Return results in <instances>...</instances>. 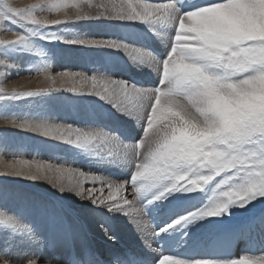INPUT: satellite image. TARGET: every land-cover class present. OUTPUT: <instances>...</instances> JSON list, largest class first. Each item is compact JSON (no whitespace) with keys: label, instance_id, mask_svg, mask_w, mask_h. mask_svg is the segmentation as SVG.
I'll list each match as a JSON object with an SVG mask.
<instances>
[{"label":"rangeland","instance_id":"rangeland-1","mask_svg":"<svg viewBox=\"0 0 264 264\" xmlns=\"http://www.w3.org/2000/svg\"><path fill=\"white\" fill-rule=\"evenodd\" d=\"M39 2L13 0L10 5L0 0V210L19 224L0 228V264H88L92 257L106 263L104 258L113 261L112 253L118 255L117 263L126 257L155 264L168 256L162 251L163 236L178 225L168 226L197 210L204 213L217 200V205H226L220 215L252 219V232L264 236V196L256 195L241 207L240 201L227 202L224 194L244 185L249 172L255 175L264 167L259 159L264 153V27L253 29L259 38L251 39L244 37L243 26L252 15L264 19V0H221L201 9L182 25L181 31L191 35L181 38L184 43L176 42L175 50L178 24L173 19L194 10L193 5L214 0H136L175 4L169 19L148 23L101 16L84 4L86 15L76 18L72 4L82 0ZM33 16L64 22L34 25L29 20ZM15 36L23 39L10 42ZM91 40L123 44L133 52L82 43ZM181 49L187 55L178 54ZM63 72L123 82L143 95L116 104L85 90H91L90 83L73 92L68 89L71 78L59 77ZM40 120L62 131L50 137L14 126H33ZM69 129L73 138L79 132L105 139L78 147L66 142ZM148 142L154 147L145 163ZM134 161L148 178L171 182L173 189L188 184L195 189L166 192L159 199L149 193L137 200L131 179ZM22 162L50 165L64 174L56 181L43 175L33 180L2 174ZM169 162L195 165L198 173L207 175L174 172ZM72 173L84 190L97 189V197H108L107 184L125 188L116 200L95 203L68 186ZM102 187L104 191H98ZM184 201L185 211L162 221L169 207ZM262 255L264 250L244 251L234 260ZM232 260L198 258L188 264Z\"/></svg>","mask_w":264,"mask_h":264},{"label":"snow or ice","instance_id":"snow-or-ice-1","mask_svg":"<svg viewBox=\"0 0 264 264\" xmlns=\"http://www.w3.org/2000/svg\"><path fill=\"white\" fill-rule=\"evenodd\" d=\"M44 2V0H41L40 3ZM221 2V0H214V2L208 3L207 5H193L192 7L194 10L187 11V12H200L201 9H206L211 6L213 3ZM81 4L87 5L88 9H95V12L98 15L101 16H108V17H114L119 20H126V21H139L148 23L150 21L159 20V19H169L170 13L175 8V4L172 2L167 3H150V2H136V0H119V3L116 2V0H109L108 3H100L98 5H94L91 0H82V3H73L72 8L77 9V15L76 18H80L81 15H86L84 9L81 7ZM185 12V13H187ZM184 13V14H185ZM183 14V15H184ZM182 15H177L173 22L178 24V27H182V25L179 24V17ZM29 20L34 25L44 24L46 22L42 21L39 18H36L35 16L29 17ZM64 21L56 20L53 23H61ZM16 38L14 40H10V42H15L18 40L23 39V37L15 36ZM4 41H0V43H3ZM82 43L90 44V45H97L102 44L108 47L117 48V49H123L126 53L132 54L133 50L129 49L127 46L123 44H117L113 42H105V41H84ZM174 44H176V41L174 39ZM172 51V49H171ZM59 77L61 79L71 78V84L68 87L69 90L73 92H77L79 88L85 87L90 83L91 90H88L85 87V90H87L90 94H96L100 96L102 99H106L109 101H113L116 104H119L121 99L130 100L132 97H137L143 95V93H140L138 90L134 88H130L128 85H126L123 82H117V81H110V80H104L99 79L96 77H86L79 74H71L68 72H63L59 74ZM53 83H56V78H51ZM0 92H3L0 90ZM13 95H19V96H32L36 95L38 93L35 92H27V93H19V92H13ZM15 127L25 129L28 131H40L41 129L38 126H32L27 123H20V124H14ZM56 131H62L57 129H50L48 131L43 132L45 135H53ZM99 137L104 140L105 137L102 134H98ZM80 137L84 140H94L96 139V136H93L88 133H80ZM60 138V137H57ZM260 163L264 164V153H261V156L259 157ZM9 170L2 173V174H10V175H16V176H23L26 178H31L33 180L39 178L40 176H50L52 180L56 181L57 176L63 177L64 170L58 169V168H52L50 165H42L37 164L33 165L32 163L28 162H22L20 166H17L16 164H13L11 166H8ZM69 171V170H68ZM73 174V173H72ZM77 174H73L72 178L68 180V186L71 187L73 190L76 191L77 195H83L85 197L91 198L95 203H97V199L100 200V203H105V200H116V196L124 191L125 185L124 184H107L109 194L108 197H97L95 193L97 192V189L93 190V188L84 190L82 187V183L76 179ZM80 176H83V174H78ZM85 180H91V181H97L100 180L99 177L95 176H83ZM73 181H75L73 183ZM60 183H63V180L61 179ZM98 191L103 192V187L100 188ZM136 199L139 200L140 195L137 193ZM121 200L124 201L127 204H134L133 201H128L126 197H121ZM226 210V205H220L216 208V210L213 211H207L203 215L204 216H218L221 214V212H224ZM139 211L143 212V209H139ZM193 217L185 216L181 219H178L175 221L174 224L169 225L168 228H174L177 225H180L182 223H187L190 221ZM195 218H203V216L196 215ZM0 223L9 224L12 226H16V222L12 217L6 216L3 212H0ZM168 228L164 229L163 231H167ZM3 264H10L9 261L5 260ZM29 264H36L35 261H30ZM159 264H188V262L170 257V256H164L159 260ZM197 264H209V262H197ZM231 264H264V255L259 257H244L242 259L233 260L231 261Z\"/></svg>","mask_w":264,"mask_h":264},{"label":"bare ground","instance_id":"bare-ground-1","mask_svg":"<svg viewBox=\"0 0 264 264\" xmlns=\"http://www.w3.org/2000/svg\"><path fill=\"white\" fill-rule=\"evenodd\" d=\"M243 26L247 29L246 30L247 33H245L244 37H248V38H251V39H258L259 36H258L257 32H254L253 29L259 28V30H260L262 27H264V19L263 18L262 19H259V17L255 16V15H252L249 18L247 17V20H246V22H244ZM262 38H264V37L262 36ZM27 50H28L27 51L28 53L31 52V51H33L32 48H27ZM25 51H26V49H25ZM33 53H36V52L34 51ZM35 59H36V57H35ZM20 71L21 70L19 69L16 72L17 73H20ZM17 73L15 75H17ZM57 74H59V73H57ZM33 126H38L41 129L39 131L41 134H43V132H45V131H48V130L52 129L50 126L54 127V125L51 124L49 121L47 122V120L46 121L45 120L44 121L43 120L34 121ZM36 133H38V131ZM49 136L51 137L53 135H49ZM162 146H164V145H162ZM12 153L14 154V152L11 151L10 154H12ZM216 153L217 152H215V154ZM152 159H154V158L152 157ZM224 182H226V181H224ZM217 201H215V203L212 205V207H210L208 209H205L204 213L207 212V211H210V210H212L214 208H216V206H219V205H217ZM187 205H188L187 201H184L183 203L182 202H180L179 204L176 203V205H173L172 207H169L167 209V212L164 213V217L162 218V221L168 222L169 218L181 214L183 211L186 210ZM2 211L0 210V212H2ZM204 213L203 212H200L199 210H197L191 216H189L190 215L189 214L188 215L189 217H193L190 221H188L187 223H183L181 225H178L175 229H172L168 233H166L163 236V238H164V240H163L164 246L162 248V251H164V253H170L171 251L177 252V251L182 250V249H184V248H186L188 246H193V245L194 246H200L201 250L204 251L205 248L210 245V243L213 241V239L215 237H217L218 235H220V234H229L230 236H235L236 235L238 237V248H237V252H236L235 257L238 256V255H240V253H242L244 251H249V252L253 253V252H256V251L264 250V241H263L264 240V236L262 234L257 233V232H252V230L255 231L254 229L251 228V227H254V225H255V222L252 219L251 220L250 219H247V220H237V219L236 220H233V219H230V218L226 217V216H228L227 214H225V215H218V216H204L203 215ZM4 214L6 216H9L10 217V215H7L6 213H4ZM196 215L203 216V218L202 219L201 218H195ZM16 220H18V219H16ZM16 220H15L16 226L17 225L19 226L18 221H16ZM204 221H207V223L205 225H203V222ZM21 223H20V226H21ZM210 223H211V225L209 226ZM13 227H15V226H12V225H9V224H5V223H0V228H2V229L3 228L4 229L5 228L6 229L7 228H13ZM21 229H23V228H21ZM21 229H19V230H21ZM195 229H197V230L195 231ZM17 231H18V229L16 230V232ZM1 233L2 232H0V235H1ZM181 233H182V235H181ZM15 236H17V235H15ZM2 238H4V236ZM1 240H3V239H1ZM173 241L176 244L171 249V251L168 252L169 245ZM155 250L156 249H152V252H154ZM210 253H211V251L210 252H207V253L202 252L201 253V256L198 257V258L205 259V260H211L210 259ZM117 257H118V255L112 253L113 261L104 258V260L106 261V263H103L101 261L96 260L95 257H92V259L87 260V263L88 264H142V263H145V260L144 259H134V258H132L131 260L130 259L126 260L127 259L126 257H122L123 259H121L120 262L117 263V261H119V259H117ZM232 259H234V258H232ZM121 261H123V262H121ZM77 262H78V264H84L85 263V260H82V261L77 260Z\"/></svg>","mask_w":264,"mask_h":264},{"label":"clouds","instance_id":"clouds-1","mask_svg":"<svg viewBox=\"0 0 264 264\" xmlns=\"http://www.w3.org/2000/svg\"><path fill=\"white\" fill-rule=\"evenodd\" d=\"M9 4L11 5L13 0H8ZM41 2V0H40ZM39 2V3H40ZM201 11V10H200ZM196 14V12H187L184 15L179 17V24L185 25L188 24L189 18ZM42 21L46 23H53L54 21H51L47 19L46 17L41 19ZM56 21V20H55ZM191 35V33L183 32L181 31V27H177L176 29V35L174 37L176 42L184 43V41L181 39L184 36ZM173 50L176 49V44H173L172 47ZM173 52L171 51L168 56H171ZM181 55H187L183 52V50H179V53ZM168 58V57H167ZM167 60V59H166ZM189 91H194V89L189 88ZM146 130V129H145ZM73 131L69 129V134L65 136V140L67 143H73L78 147H83L89 143H91L92 140H84L80 137L79 132H75V138H73ZM99 138L101 141H103L100 137H96V139ZM154 147V144L152 142H148L144 147L143 152V160L145 163L149 160L151 156L152 149ZM135 162V161H134ZM170 166L172 167L174 172L180 173V172H191V175L195 176L197 174L207 175L205 173H198V171L195 169V165H188L185 162H169ZM136 170L132 175V183L134 185V193L142 195H147L151 193L155 199H159L160 197L164 196L166 192L171 191H192L195 189V185L188 184L184 187H176L173 189L171 182L167 183H160L158 180L151 179L146 177L141 172V164L138 162H135ZM211 171V169L209 170ZM233 188H229L231 190ZM156 190H159L158 192ZM225 195L228 196V199H226L227 202H235L240 201V206L243 207L245 203H247L250 199L254 198L256 195L264 196V167L261 168V171L258 174H253L252 172H249L248 177L246 178V182L244 185L235 188L234 191H225ZM151 202V201H149ZM217 208V207H216ZM216 208L210 210H216Z\"/></svg>","mask_w":264,"mask_h":264}]
</instances>
